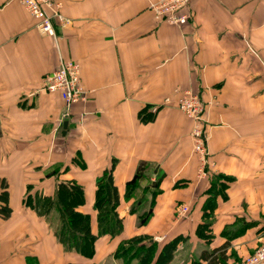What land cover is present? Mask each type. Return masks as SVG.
<instances>
[{
    "label": "crops",
    "instance_id": "0c3cea01",
    "mask_svg": "<svg viewBox=\"0 0 264 264\" xmlns=\"http://www.w3.org/2000/svg\"><path fill=\"white\" fill-rule=\"evenodd\" d=\"M57 1L68 25L57 22L48 37L19 0H0V179L12 210L0 219V264H122L115 250L138 236L160 245L181 236L169 264H205L201 253L226 242V264L250 257L264 241V0H191L182 27L156 19L157 0ZM63 61L79 64L85 92L65 120L60 97L40 91ZM185 91L205 107L203 170L193 122L177 108ZM145 109L154 119L143 124ZM109 168L122 235L98 238L91 259L65 252L48 219L23 206L28 187L53 197L59 182L76 183L78 211L96 235V181ZM138 174L139 188L125 199ZM219 175L231 182L227 199L215 198L207 242L196 231ZM154 184L152 218L138 227L130 209L151 201L145 189ZM178 206L189 209L186 218Z\"/></svg>",
    "mask_w": 264,
    "mask_h": 264
},
{
    "label": "trees",
    "instance_id": "16d2710c",
    "mask_svg": "<svg viewBox=\"0 0 264 264\" xmlns=\"http://www.w3.org/2000/svg\"><path fill=\"white\" fill-rule=\"evenodd\" d=\"M139 121L143 124L154 119V114L146 109L141 111ZM143 179L141 175H136L133 182L126 186L125 199H130L139 188V182ZM231 180L227 177H212L208 194L210 200L204 204V222L197 228L196 234L209 242L211 235H204V231H209L212 217V210L217 206L215 198L222 196L227 199L225 190ZM53 197H46L41 193L31 194L28 187L27 194L22 203L27 209H31L39 218L48 219L52 214L59 217L58 228L54 231V236L65 252H73L84 258L91 259L95 254V243L101 238L109 237L116 239L123 233V219L119 217L117 208L120 198L117 188L112 179V169L106 170L96 181L95 202L93 210L96 212L97 234L91 231L90 216L78 211L84 205L83 189L74 182H59L56 184ZM151 193V201L145 203L144 198L139 199L130 209V214L137 217V226L144 227L148 224L153 215L154 198L159 193L157 184L145 189ZM208 211L210 212L209 214ZM12 210L9 206V193L6 180L0 179V219H9ZM249 225H244L239 230H245ZM237 233V232H236ZM184 239L180 236L167 243L160 245L151 241L148 236H138L122 241L113 255L114 259L122 264H169L180 241ZM229 243L222 247L210 251H204L200 255V261L205 264H226L228 261L227 250ZM242 261V260H241ZM240 261V262H241ZM194 264H200L196 262Z\"/></svg>",
    "mask_w": 264,
    "mask_h": 264
},
{
    "label": "built area",
    "instance_id": "2783aa9c",
    "mask_svg": "<svg viewBox=\"0 0 264 264\" xmlns=\"http://www.w3.org/2000/svg\"><path fill=\"white\" fill-rule=\"evenodd\" d=\"M191 0H157L151 6L156 19L169 25L182 27L188 23L190 15L188 9ZM22 7L30 17L37 21L36 29L43 35L54 37V24L61 28L68 25V21L61 17L59 10L61 3L57 0H19ZM41 92L58 95L63 102L65 112L63 120L69 115L70 107L85 99V92L80 84V66L74 61H63L59 67L45 75L41 83ZM166 103L169 101L166 100ZM177 108L192 120L191 137L194 141V153L200 158L202 170L206 164L207 135L205 130V107L199 94L185 91L181 94ZM203 173V171H201ZM200 173V174H201ZM177 217L186 218L189 209L186 206H178L175 211ZM237 264H264V241L255 251Z\"/></svg>",
    "mask_w": 264,
    "mask_h": 264
},
{
    "label": "rangeland",
    "instance_id": "374dc122",
    "mask_svg": "<svg viewBox=\"0 0 264 264\" xmlns=\"http://www.w3.org/2000/svg\"><path fill=\"white\" fill-rule=\"evenodd\" d=\"M179 110V109H178ZM180 111V110H179ZM181 112V111H180ZM182 113V112H181ZM48 222H49V224H50V226L54 229V230H56L57 228H58V225H59V217H58V215L57 214H52L51 216H50V218H48Z\"/></svg>",
    "mask_w": 264,
    "mask_h": 264
}]
</instances>
